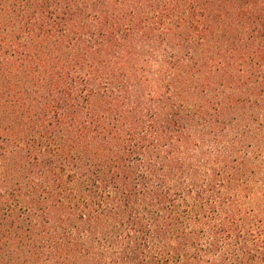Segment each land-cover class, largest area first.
Listing matches in <instances>:
<instances>
[{"label": "trees", "instance_id": "trees-1", "mask_svg": "<svg viewBox=\"0 0 264 264\" xmlns=\"http://www.w3.org/2000/svg\"><path fill=\"white\" fill-rule=\"evenodd\" d=\"M0 264H264V0H0Z\"/></svg>", "mask_w": 264, "mask_h": 264}]
</instances>
